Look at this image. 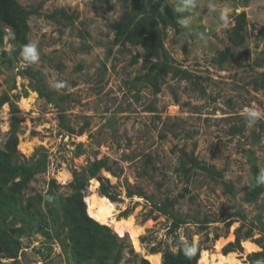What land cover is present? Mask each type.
<instances>
[{"label":"rangeland","instance_id":"1","mask_svg":"<svg viewBox=\"0 0 264 264\" xmlns=\"http://www.w3.org/2000/svg\"><path fill=\"white\" fill-rule=\"evenodd\" d=\"M17 1L25 8L41 6L39 14L28 19L29 44L36 45L39 58L31 60L26 45L16 68L0 64V95L8 92L19 109V154L31 160L34 152L41 150L49 160L47 170L35 175L24 190L26 198L46 193L50 180L59 186L57 194L65 196L71 192L68 183L72 170L85 175L90 163L107 158L115 175L102 169L99 176L108 179L119 194L114 202L118 203L115 217L133 215L135 223L144 227L138 238H143V254L122 236L134 253L145 258L152 255L149 250L157 244L161 250L175 252L168 233L172 220L156 211L150 213L151 203L184 193L173 208L176 216L186 220L176 234L183 242L190 240L204 249L206 261L200 264H212L215 244L230 234L235 239V230L242 222L248 225L259 215L264 222V192L255 202L244 200L252 186V166L264 174V116L248 127L245 111L251 108L264 113V86H260L264 64L259 67L264 62V0H168L181 27L179 33L163 29L164 47L176 63L201 79L194 84L167 74L156 95L143 84L135 89L129 84L145 71L141 46H112L115 33L110 24L124 17L130 0ZM59 8L75 19L60 22L45 18ZM242 11L247 22L245 43L235 48L228 41V30ZM111 46L112 53L106 58ZM3 48H10L6 39ZM226 48L234 57L219 67L214 60L217 52ZM135 54L139 59L134 64ZM22 69L40 71L62 111L31 90L30 81L18 75ZM23 99L28 101L26 108L21 104ZM150 106L154 111L148 110ZM60 114L69 127L76 132L84 128V132L70 135L60 127ZM233 126L241 127L242 132L232 134ZM9 128L7 103L0 110V147ZM182 149L193 151L198 160L221 171V180L232 183L233 193H225L220 180L213 181L199 170H182L178 158ZM78 151L81 154L76 155ZM63 171L69 174L66 182L58 179ZM93 180L98 183L94 192L100 195L99 181L91 178L86 196ZM128 190H141L145 198H128ZM235 212L244 217L235 216ZM202 220L205 225L199 223ZM229 221L232 223L226 229ZM259 237V232L253 231L252 238ZM20 241V264H67L60 248L48 245L39 234L21 237ZM233 241L222 246L216 264H222V249ZM231 253L245 264L248 254ZM128 258L125 256L124 264H136ZM12 261L0 257V264H14Z\"/></svg>","mask_w":264,"mask_h":264},{"label":"trees","instance_id":"2","mask_svg":"<svg viewBox=\"0 0 264 264\" xmlns=\"http://www.w3.org/2000/svg\"><path fill=\"white\" fill-rule=\"evenodd\" d=\"M41 6L25 8L17 0H0V64L10 69L16 68L19 55L22 49L29 44L28 37L30 27L28 19L32 15L39 14ZM50 21L72 22L75 19L73 14H68L64 8L55 9L50 14H45ZM246 14L244 11L237 14L234 25L228 30V41L235 47H241L245 43L244 31L246 27ZM114 30L112 46L121 45L135 48L141 46L143 50L142 69L143 73L136 75L129 83L135 89L137 85L143 84L151 88L154 95L161 91V85L165 76L170 74L172 78L180 80H191L194 84L201 79L191 73L170 56L164 47L165 34L163 29L172 28L176 33L180 32L181 21L175 14L173 7L168 0H130V9L121 20L110 24ZM88 35V34H87ZM86 35V36H87ZM10 45L5 51L4 40ZM112 46L107 49L106 58L112 53ZM84 48H89L83 45ZM234 57L231 49L226 48L217 52L214 62L221 67ZM139 55L132 57V62H138ZM264 61V60H263ZM264 62L259 63V67ZM105 69V65H103ZM18 75L30 81V88L40 98L54 103L60 111L58 98L55 93L47 90L39 70L22 69ZM260 86H264V72L261 73ZM15 89V85L11 90ZM27 93L24 94V97ZM16 97V96H15ZM63 101V98H61ZM10 106V128L8 137L0 147V257L12 259L14 264H20L17 259L21 249V237H31L35 234L41 235L48 245L56 244L66 258L67 264H124L125 256L127 261H135L136 264H150L147 259L134 253L132 247L125 240L120 238L113 230L104 224L96 222L88 216L86 210L85 196L88 187V180L97 178L99 181V193L108 198L111 202L118 201V195L108 179L99 176L102 169L115 175L114 170L108 165L107 158L94 160L86 169L85 175L72 170V180L68 183L71 192L65 196L57 194L58 185L55 180H50L48 189L44 194L26 198L24 190L35 175L47 170L49 160L48 154L44 151H35L31 160H26L19 154L17 146L19 143V109L11 101L8 92L0 95V110L5 104ZM150 112L154 108H148ZM60 127L70 135H81L84 128L79 131L73 130L66 124L64 114H60ZM242 128L233 126L231 133H241ZM81 154L80 151L76 155ZM179 165L186 173L191 170H199L207 174L213 181L220 180L223 191L233 193V185L230 182L222 181L223 173L212 165H207L194 156L193 151L188 153L180 150ZM149 160V156H147ZM252 186L245 193L244 200L248 203L255 202L264 192L263 181L260 180L263 174L257 166H252ZM187 192V188L184 189ZM144 197L141 190H128L127 197ZM181 193L177 198H184ZM177 198H165L160 203H151V212H158L172 220L168 233L172 235L175 252L169 249H160V245L152 247L150 254L161 253V264H200L206 261L204 249H200L188 240L183 242L176 234L186 220L173 213ZM149 199V198H146ZM128 212L123 215L126 216ZM235 216L243 218L239 212ZM204 225L205 220H202ZM231 221L225 224V228L231 225ZM206 229L207 226H202ZM245 229V230H244ZM257 230L260 237L253 239V231ZM217 238V235H215ZM250 240L260 250L248 254L244 260L245 264H264V222L259 215L255 222L248 225L242 222L235 230V239L229 242L223 249V255L231 252L243 251L241 242ZM143 241V238L140 239ZM50 247V246H49ZM194 248V253L190 251ZM201 251V252H200ZM126 261V262H127Z\"/></svg>","mask_w":264,"mask_h":264},{"label":"bare ground","instance_id":"3","mask_svg":"<svg viewBox=\"0 0 264 264\" xmlns=\"http://www.w3.org/2000/svg\"><path fill=\"white\" fill-rule=\"evenodd\" d=\"M27 103L28 101L25 99L21 101V104L24 108L27 107ZM58 179L62 182H66L69 179V174L66 171H63L58 175ZM97 185V181L93 180L90 186V193L84 198L88 216L100 224L109 226L117 236H126L129 239L133 249L136 252L143 254V245L140 243L138 238L142 235L144 227L135 223L133 215L127 216L126 218H116L115 216L117 214L118 203L116 204L111 202L105 196L97 195L94 192ZM149 223L150 222L148 221L147 224L149 225ZM233 239V235L230 234L227 239H220L215 244V252L211 256L212 264H216L215 260L216 258H219L220 250L226 241H233ZM241 245L243 247L244 254H249L260 250L256 244L249 240H244ZM145 258L150 262V264H160L161 262V256L159 253L148 255ZM220 260L222 261V264H243V262L237 257L236 253H231L227 256H221Z\"/></svg>","mask_w":264,"mask_h":264},{"label":"clouds","instance_id":"4","mask_svg":"<svg viewBox=\"0 0 264 264\" xmlns=\"http://www.w3.org/2000/svg\"><path fill=\"white\" fill-rule=\"evenodd\" d=\"M26 49L28 52L31 53L30 59L35 61L37 60L38 57V53L36 51V45L35 44H29L26 46ZM246 115H247V122H248V127H251L253 124H255V122L260 119L262 116H264V113L255 110V109H246ZM260 180L264 181V174L261 175ZM190 251H192L194 253V248L191 249Z\"/></svg>","mask_w":264,"mask_h":264},{"label":"water","instance_id":"5","mask_svg":"<svg viewBox=\"0 0 264 264\" xmlns=\"http://www.w3.org/2000/svg\"><path fill=\"white\" fill-rule=\"evenodd\" d=\"M120 238H123V237H120Z\"/></svg>","mask_w":264,"mask_h":264},{"label":"crops","instance_id":"6","mask_svg":"<svg viewBox=\"0 0 264 264\" xmlns=\"http://www.w3.org/2000/svg\"><path fill=\"white\" fill-rule=\"evenodd\" d=\"M250 254V253H249Z\"/></svg>","mask_w":264,"mask_h":264}]
</instances>
